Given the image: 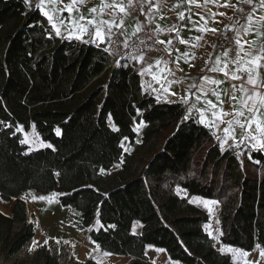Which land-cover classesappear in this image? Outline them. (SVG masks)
<instances>
[{"label": "trees", "instance_id": "16d2710c", "mask_svg": "<svg viewBox=\"0 0 264 264\" xmlns=\"http://www.w3.org/2000/svg\"><path fill=\"white\" fill-rule=\"evenodd\" d=\"M232 34L220 32L214 50ZM111 65L100 47L55 36L24 0H0V198L15 199L10 216L0 213V255L13 257L35 237L20 199L29 191L58 194L61 207L80 213L81 230L99 226L93 243L130 264H150L148 247L178 264H234L205 232L209 215L192 196L218 203L223 246L264 247V153L243 144L221 150L182 103L144 92L134 64L121 60L112 76ZM30 126L48 147L26 152L16 130ZM35 253L58 264L45 245Z\"/></svg>", "mask_w": 264, "mask_h": 264}, {"label": "crops", "instance_id": "0c3cea01", "mask_svg": "<svg viewBox=\"0 0 264 264\" xmlns=\"http://www.w3.org/2000/svg\"><path fill=\"white\" fill-rule=\"evenodd\" d=\"M130 1L132 0H124L123 6L125 7V10ZM136 1L148 17L154 22L155 28L162 27L164 29V31L156 32L157 40L163 39L167 41L170 38L173 40L171 45H161L164 51L161 55L154 56L137 53L128 59H122L127 61L129 64H134L136 66L139 80L144 92L148 93L160 103H182L187 115L191 113L194 114L199 124L210 130L212 136L218 140L221 150L229 149L233 146H239L242 144L252 149L259 150L256 144L251 140H244L242 143L240 142L241 130L238 126H235V140L231 139L224 131V128L228 127V125L226 123H220L219 119L212 116L213 111L219 113L221 108L230 110L231 103H235L237 108L240 107L239 99L242 93L239 91V88L241 82L239 80H233L229 77H225L221 71L212 72L210 70L213 66L218 69L223 67V48L220 46L222 45V42L218 43L216 50H214L215 47H213V45L217 44L219 33L229 30V28L232 27L239 28L236 21H239L240 24L245 23L244 16L236 15V9L243 6V4L240 3V0H227V7L223 6L225 0H219V2L215 4L210 3L207 5V9L200 10V15L196 14L197 9L195 8V5L189 4L188 0H151V6L146 2V0ZM200 2L202 3V0H200ZM37 3H39V0H30V3L27 5L36 8L35 5ZM103 3H105V0H83L82 3L78 2L73 6L71 5L70 0H64L63 4H46L45 10L54 15V19L52 21H49L48 18L39 9L38 10L48 21L55 36L83 43H91L97 47H101L107 35L105 36L103 42L93 40L88 34L82 33L78 29L77 22L81 25L86 24V20L79 19L80 15H84L88 19H95L96 21L103 20L108 23L114 22L116 25L115 16L121 12L118 9L109 12V10L105 8L104 14L101 15L100 10ZM65 5L74 7V12L71 14L67 11L60 13L59 9L63 8ZM177 5L181 6L177 7ZM190 7L193 9L192 12L188 11ZM92 8H96L97 12L90 14L89 10ZM249 11H251V9H249ZM181 12L185 15L184 20L179 19L178 14ZM219 13H225V15H219ZM212 14H215V18H213ZM201 16H203L204 19H201ZM161 17H163V19ZM229 17H231V19H229ZM61 18L63 19L62 24L60 22ZM53 24L60 29L59 35L56 34V29L53 27ZM172 25H175V31L169 33L167 30ZM205 26L209 29L216 28L217 31L213 33L211 31L204 32L199 30ZM102 27H104L106 31L107 25H103ZM114 27L115 26H113L112 29ZM135 28L136 25L133 24H127L125 26L124 33L122 34L123 43L131 39L136 31ZM235 36L236 33L233 32L231 37L232 42L230 44H225L227 48L235 47ZM180 37H183L187 43H180ZM197 37H203V39L198 40ZM252 39L253 37L250 36L249 41ZM257 43H259V41H257ZM193 45L197 46L193 47ZM245 47H247V45ZM176 49H179V51H175ZM169 52H172L171 56H169ZM133 57H135V59ZM161 60L167 63V66L171 68L174 75L162 71L165 64H156L157 61ZM148 63H152L154 67L150 72L143 71L147 68ZM232 67V65H229L230 69ZM142 71L143 74H141ZM202 76H208L209 78L223 81V83H206L201 79ZM233 85L236 86L235 95L237 97V101L230 102L228 95L226 94H231L233 91ZM201 86L203 87L204 93L207 95L202 98L200 103H197L195 95H193L187 102L180 99V97L188 95L189 90L196 95H200L198 89ZM213 90L220 95H213ZM173 93L176 94L173 95ZM204 100H212L218 105V107L213 109L204 103ZM193 105H195V107H193ZM197 109L203 110V117L201 115V111H197ZM230 118L231 117H224L225 120ZM136 119L139 120V135L141 136L144 124L140 115H138ZM262 152L264 153V151ZM22 196L20 199H22ZM194 198L196 199L197 197H190L189 202L199 208H203L200 203L193 200ZM14 202L15 199H11L9 201L2 200V203L0 204V213L10 216ZM133 224L141 227L138 222H134ZM139 230L137 232H139Z\"/></svg>", "mask_w": 264, "mask_h": 264}, {"label": "snow or ice", "instance_id": "6c2138e0", "mask_svg": "<svg viewBox=\"0 0 264 264\" xmlns=\"http://www.w3.org/2000/svg\"><path fill=\"white\" fill-rule=\"evenodd\" d=\"M64 0H39V3L35 5L37 9H39L49 21L54 19V15L50 14L45 10L46 4H63ZM78 2H83V0H70L71 5H76ZM147 3L151 6V0H146ZM219 0H188L189 4L195 5L197 9V15H200L201 9H207V5L210 3H218ZM24 3L27 5L30 3V0H24ZM240 3L248 6L251 11L245 12L244 8H237L236 11L243 14L245 18V23L240 24L239 21H236V24L239 25V28L232 27L229 28V31L235 32V47L227 48L225 45H220L223 48V59H222V68H217L215 66L211 67L212 72L221 71L225 75V77H229L233 80H239L241 82L239 91L242 93L239 99L240 107L237 108L235 103H231L230 110H225L223 108L220 109L219 113L216 111L212 112V116L214 118L219 119L220 123H226L228 127L224 128L226 135H228L231 139L235 140V126H238L241 130V140L242 143L244 140L253 141L259 150L264 151V0H240ZM124 0H105V3L102 4L100 14H104V9L107 8L109 12L114 10H119L120 12H125ZM181 5H177L179 7ZM228 6L227 0H225L224 5ZM74 7H70L65 5L63 8L59 9L60 13L67 11L69 14L74 12ZM192 8L188 9L189 12H192ZM210 11V10H208ZM97 12L96 8H92L89 10L90 14H94ZM179 19L184 20L185 15L183 12L179 13ZM219 15H225V13H219ZM213 18H215V14H212ZM163 19V17H161ZM80 20H86V24L81 25L77 22L78 29L85 34H88L91 39L99 40L103 42L106 35H110L113 26L119 27L120 25H115L114 22L108 23L103 20L96 21L95 19H88L84 15H80ZM190 19V17H189ZM201 19H204L201 16ZM231 19V17H229ZM61 24L63 23V19L60 20ZM123 21H121V24ZM103 25H107V29L102 27ZM53 27L56 29V34H60V29L53 24ZM142 30V29H138ZM200 31H211L215 33L217 31L216 28H204L199 29ZM156 32L164 31L162 27H157L155 29ZM169 33L175 31V25H172L168 30ZM253 37L251 41H249V37ZM180 43L185 44L187 41L180 37ZM198 40L203 39V37H197ZM229 43L232 42L231 38H227ZM259 41V43H257ZM154 43H158L160 45H171L173 40L170 38L167 41L154 40ZM247 45V47H245ZM197 45H193L196 47ZM216 45H213L215 47ZM175 51H179L176 49ZM169 56L172 55V52L168 53ZM135 59V57H133ZM161 63L165 64V67L162 69L163 72H168L169 74H173L171 68L167 66V63L164 61H157L156 64L159 65ZM229 65L233 67L230 69ZM154 65L152 63H148L147 68L143 71H151ZM182 70V69H181ZM143 71L141 74H143ZM166 78V77H164ZM201 79L206 83L211 84H220L223 81H219L214 78H209L208 76H202ZM195 87V86H192ZM233 91L228 95V99L230 102L237 101V97L235 95L236 86H232ZM198 91L200 95H196L189 90V94L186 96L180 97L182 101L187 102L192 98L193 95L196 96L197 103L202 101V98L206 97V93L203 91V87L201 86ZM176 93H173L175 95ZM213 95H220L213 90ZM159 99V98H157ZM209 107L215 109L218 107L212 100H204ZM222 103V102H221ZM195 107V105H193ZM197 111H201V115L203 117V110L197 109ZM247 113V115H246ZM224 117H231L230 119L225 120ZM187 119V117H185ZM214 122V121H213ZM6 123L5 121L0 120V124ZM11 128V125H8ZM21 129L17 128V131ZM57 133L59 134V129H57ZM23 143V141H22ZM51 147V145H49ZM103 171V170H102ZM43 199V197H41ZM114 227V226H110ZM223 233H221L222 235ZM211 235V234H210ZM48 241L45 240L44 244H47ZM57 243L59 241L57 240ZM34 244H39V242L34 241ZM215 247V245H214ZM259 250V259L256 257H252V259H244L251 256L252 252ZM219 251L222 253L227 251L232 253L233 257H238L240 259H244V264H261V260H264V247L261 244L257 243L255 247L250 251H245L241 248H221Z\"/></svg>", "mask_w": 264, "mask_h": 264}, {"label": "rangeland", "instance_id": "374dc122", "mask_svg": "<svg viewBox=\"0 0 264 264\" xmlns=\"http://www.w3.org/2000/svg\"><path fill=\"white\" fill-rule=\"evenodd\" d=\"M53 30V29H52ZM113 62L114 61L113 59ZM119 65V63H117ZM139 120L133 121V130L136 133V142H140L141 136L139 135L140 125ZM109 126L112 127L111 120H108ZM3 124H0V128ZM20 134L21 140L27 147L26 152L42 149L48 147V144L41 141L36 131L30 126L28 131L21 127ZM123 153L131 152L129 142L125 139L121 142ZM238 145L231 147L237 148ZM230 149V148H229ZM177 193L182 195L183 192L177 189ZM43 197V199H41ZM59 195L56 193L48 195H37L29 191L23 194L22 199L25 201L28 210V219L34 224L35 237L28 243L20 252L9 259H5L0 255V264H41L39 257L36 255V248L45 245L51 254L57 257L58 264H67L70 259L78 261H85L92 259L98 264H130L131 259L111 255L99 248L95 243L90 240V232L97 230L98 225H94L89 231L81 230L80 213L72 208H63L58 202ZM195 202L200 203L203 208H200L209 215L208 223L205 225V232L215 241L218 250L221 248H228L220 242V223L218 220L219 205L215 201L201 199L200 197L193 199ZM2 200L0 198V204ZM196 206V205H195ZM138 225L132 227L133 233L138 234ZM211 234V235H210ZM47 240L48 243L44 244ZM57 240L59 243H57ZM34 241L39 244H34ZM233 248V247H232ZM221 252V251H220ZM222 253V252H221ZM229 254L234 264H244V259H252L256 257L259 259V250L252 252L251 256L240 259L233 257L230 252H223ZM145 257L150 264H178L170 261L162 250L148 247L145 250ZM264 264V260H261Z\"/></svg>", "mask_w": 264, "mask_h": 264}, {"label": "built area", "instance_id": "2783aa9c", "mask_svg": "<svg viewBox=\"0 0 264 264\" xmlns=\"http://www.w3.org/2000/svg\"><path fill=\"white\" fill-rule=\"evenodd\" d=\"M115 20L116 25L120 26L112 29L111 34L107 35L100 47L111 58L112 69H115L120 60L128 59L137 53L154 56L164 53L162 46L154 43V40H157L154 22L136 0L128 3L125 12L116 14ZM121 21H123L122 24ZM127 24L136 25V31L130 40L123 43L122 34ZM138 29L142 30L138 31ZM113 59L116 62H113Z\"/></svg>", "mask_w": 264, "mask_h": 264}, {"label": "water", "instance_id": "95a60500", "mask_svg": "<svg viewBox=\"0 0 264 264\" xmlns=\"http://www.w3.org/2000/svg\"><path fill=\"white\" fill-rule=\"evenodd\" d=\"M114 72H115V69H112L111 70V76L114 74Z\"/></svg>", "mask_w": 264, "mask_h": 264}]
</instances>
